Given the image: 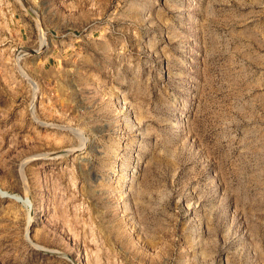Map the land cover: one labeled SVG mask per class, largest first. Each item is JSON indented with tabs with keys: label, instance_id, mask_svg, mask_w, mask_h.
Returning <instances> with one entry per match:
<instances>
[{
	"label": "rangeland",
	"instance_id": "374dc122",
	"mask_svg": "<svg viewBox=\"0 0 264 264\" xmlns=\"http://www.w3.org/2000/svg\"><path fill=\"white\" fill-rule=\"evenodd\" d=\"M0 264H264V0H0Z\"/></svg>",
	"mask_w": 264,
	"mask_h": 264
}]
</instances>
